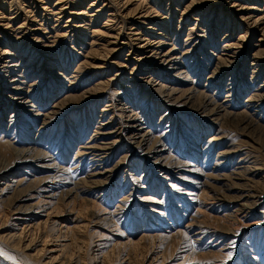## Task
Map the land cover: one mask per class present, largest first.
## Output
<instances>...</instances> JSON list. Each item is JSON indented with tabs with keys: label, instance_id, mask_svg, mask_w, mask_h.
<instances>
[{
	"label": "rangeland",
	"instance_id": "obj_1",
	"mask_svg": "<svg viewBox=\"0 0 264 264\" xmlns=\"http://www.w3.org/2000/svg\"><path fill=\"white\" fill-rule=\"evenodd\" d=\"M0 91V264H264V0H0Z\"/></svg>",
	"mask_w": 264,
	"mask_h": 264
},
{
	"label": "bare ground",
	"instance_id": "obj_2",
	"mask_svg": "<svg viewBox=\"0 0 264 264\" xmlns=\"http://www.w3.org/2000/svg\"><path fill=\"white\" fill-rule=\"evenodd\" d=\"M167 54H169V52L166 53L165 55H167ZM172 60H174V61H172ZM167 61L170 62L173 65L177 64L176 63L177 61H175L174 58H170ZM13 66L14 65H12V67L10 66L9 68H13ZM4 90H8V93H9V91L12 92V93L10 92L12 94V96L10 97L12 103H17V105L24 106L25 108H29V107L32 106V102L29 99V97L27 99L22 97L21 92H24L25 95H27V94L19 86H15L14 88H11V89L10 88L9 89L4 88ZM127 122L131 124L130 129L133 130L131 133H129L130 136H128L130 138L131 142L133 144L135 143L137 146H144L147 143V138H148L147 132L144 131L145 128L144 127H139L140 125H137L136 122H132V121H127ZM107 125H109V124L108 123L102 124L101 125V130L98 133L100 140L103 141V142L102 143L100 142L101 143L100 145H96L95 144V147H89V148H93V150H94L93 152L99 157V162L101 163V166H103V164H105V161L108 160L109 155H110L109 151H111L114 148L115 144L118 143V141H114V136L115 135H118V136L120 135V128L119 129H117V128L113 129V127H107ZM86 149H87V147H86ZM82 151H84V150H82ZM159 152H161V151H159ZM41 168L42 169H47V170L51 169L50 171H53L55 169V168H53L52 165H45V166H43ZM102 170H105V167ZM54 172H55V170H54ZM108 173H109V170H105V171L99 173L98 176L102 175L103 178H104V176L107 175ZM110 176L111 175L109 174V177ZM45 178L46 179H41V180H39L38 182L35 183V186H37L36 187V192H38L40 197H42V198L39 200L38 203H32L31 205L23 206V209H24L23 213L24 214H32V212H34V210L36 208L37 209L44 208V205H46L47 203H52L56 199L55 198L56 195H55V192H54L55 189H56L55 188L56 183L51 181L50 176L45 177ZM26 182H27V180L25 178L16 180L14 182L12 181V183H14V185L17 184V186L25 185ZM51 184H53V185L51 186ZM11 187H13V186L6 184L4 186V191L6 192ZM32 187H34V185H32ZM43 198H47L49 201H46L47 199H43ZM154 213L158 214V212L156 210L154 211ZM36 214H38V213H36Z\"/></svg>",
	"mask_w": 264,
	"mask_h": 264
},
{
	"label": "snow or ice",
	"instance_id": "obj_3",
	"mask_svg": "<svg viewBox=\"0 0 264 264\" xmlns=\"http://www.w3.org/2000/svg\"><path fill=\"white\" fill-rule=\"evenodd\" d=\"M230 258V257H229Z\"/></svg>",
	"mask_w": 264,
	"mask_h": 264
}]
</instances>
